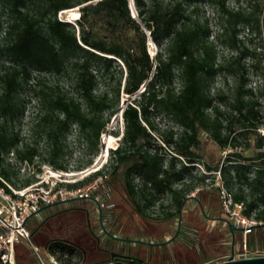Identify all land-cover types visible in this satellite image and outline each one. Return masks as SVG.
<instances>
[{
	"label": "trees",
	"instance_id": "16d2710c",
	"mask_svg": "<svg viewBox=\"0 0 264 264\" xmlns=\"http://www.w3.org/2000/svg\"><path fill=\"white\" fill-rule=\"evenodd\" d=\"M133 3L136 18L131 0H0L1 177L12 182L13 165L7 160L16 158L31 166L43 153V161L66 170L67 138L73 128L97 155L111 118L121 111L120 145L102 168L69 188L101 179L107 190L122 189L140 217L179 218L194 187L177 189L175 181L192 175L194 169L200 172V180L214 181L213 173L220 170L235 201L246 205L245 215L264 224L260 104L253 90L246 88L245 74L232 99L211 94L216 73L236 74L237 70L233 64H218L209 30L198 12L202 3L218 6L223 35L231 33L229 44L239 51L234 63L243 72L241 61L247 56L254 58V70L264 72V52L241 48L237 39L241 29L261 33L262 16L226 8L224 0ZM75 7L80 13L75 24L58 18L59 12ZM258 11L262 14L263 6ZM149 39L159 48L154 57L148 51ZM46 75L65 83L48 82ZM124 95L129 101L123 107ZM30 100L37 114L30 126L31 139H27L21 125ZM218 102L224 103V110ZM153 114L168 118L179 130L161 131ZM200 165L205 172L199 170ZM31 184L26 180L24 187ZM165 195L171 196L176 211L151 218L147 209ZM46 246L60 251L68 264H86V252L68 240L50 239ZM17 255L19 264V251ZM33 259L29 257L28 264H34Z\"/></svg>",
	"mask_w": 264,
	"mask_h": 264
},
{
	"label": "rangeland",
	"instance_id": "374dc122",
	"mask_svg": "<svg viewBox=\"0 0 264 264\" xmlns=\"http://www.w3.org/2000/svg\"><path fill=\"white\" fill-rule=\"evenodd\" d=\"M224 3L226 8L231 10L254 11L264 20V0H224ZM262 6L263 13L260 14L258 8ZM75 13H79V7L59 12L58 18L75 24L80 17V13L78 17L74 15ZM198 13L200 22L209 30V40L213 42L218 64L225 66L233 64L237 70L236 74L227 70L216 73L211 79V94L232 99L240 77L245 74L248 79L246 88L253 90L255 99L260 104L259 109L263 115L264 124V94L260 95V92L264 93V72L261 70L257 72L253 69L252 63L255 60L252 56H247L241 61V66L246 68L245 72L234 63V58L239 55V51L229 44L231 33L223 35V29L219 23L218 6L202 3ZM263 25L261 24V33L251 28L241 29L237 35V39L241 41L240 47L245 46L251 51L256 49L258 53L264 52ZM158 50L159 48L149 39L148 51L151 56L154 57ZM46 78L48 82L60 80L62 84L65 83L64 80L55 76L46 75ZM175 88L177 90L181 88L180 81L175 82ZM127 101L129 98L124 95L121 106L124 107ZM218 105L222 110L225 109L223 102H218ZM36 114L35 102L30 100L26 103L21 125V134L27 139H31L30 126ZM152 120L161 131L168 128L179 130L177 125L161 115L153 114ZM123 132L124 122L120 111L111 118L106 132L101 137L99 152L94 155L93 151L78 138L73 128L67 138L66 170H56L43 161L46 156L44 153L43 156L37 157L31 166L22 165L16 158H12L7 160L13 165L12 182L8 181V183L14 188H24L26 180L35 183L40 178L54 177L61 182L63 187H68L69 184L84 180L106 164L111 151L120 145ZM44 144L43 141L40 142L43 149ZM165 148L170 153V149ZM226 153L227 151L223 152V156ZM89 160H92V164L87 165ZM200 167L203 166H199L201 171ZM97 180V186L91 198L71 199L49 207L30 218L27 229L32 236L34 246L43 251L50 239H65L83 249L87 254L86 264H91L101 259V254L97 251V243L90 229L102 237L104 226L109 232L124 237L120 241L111 240L112 244L125 245L135 253L143 251L147 259L146 264H200L205 260L216 258L217 261H221L230 254L229 231L220 227L221 223L225 222L226 216L221 207L219 194L214 187H211V179L200 180L198 170L194 169L192 175H185L182 180L175 181L177 189L187 190L189 187H194V190L188 194L189 199L186 200L179 218L160 220L140 217L127 201L122 189L107 190L101 186V179ZM232 191H236L235 187ZM171 199L170 195L159 198L152 207L147 209L146 213L151 218H163L167 213L175 212L176 208L172 205ZM85 212H88L89 218ZM180 228L181 236L187 234L190 237L188 241L183 242L178 238ZM237 236V243H239L242 240L241 234L238 233ZM249 246L250 253L264 255V239L261 242L258 241L253 249ZM242 251L243 247L237 254ZM19 256L21 257L19 264H28L29 257L34 258V264H38L28 246L19 248Z\"/></svg>",
	"mask_w": 264,
	"mask_h": 264
},
{
	"label": "built area",
	"instance_id": "2783aa9c",
	"mask_svg": "<svg viewBox=\"0 0 264 264\" xmlns=\"http://www.w3.org/2000/svg\"><path fill=\"white\" fill-rule=\"evenodd\" d=\"M258 133L264 137V124L258 128ZM200 169L205 172L203 167ZM213 174L215 179L211 181V187L218 191L226 221L243 232V251L234 254V258H251L255 254L248 250L246 236L258 225V221L254 216L245 215L246 205L235 201L224 184L221 171ZM97 182L82 188H69L63 187L56 178L48 177L40 178L24 188H14L0 176V264H18L17 254L21 246H28L32 250L38 264H68L60 256V251L47 246L41 251L34 246L27 229L28 221L45 206L71 199L91 198Z\"/></svg>",
	"mask_w": 264,
	"mask_h": 264
},
{
	"label": "flooded vegetation",
	"instance_id": "af4514ba",
	"mask_svg": "<svg viewBox=\"0 0 264 264\" xmlns=\"http://www.w3.org/2000/svg\"><path fill=\"white\" fill-rule=\"evenodd\" d=\"M86 213V212H85ZM87 218H89L88 212L86 213ZM47 219V218H46ZM89 220V219H88ZM102 225V222H101ZM225 228L229 231L230 236L234 241L237 240V234H241V238L243 236V232L241 230H237L234 233L230 232L229 225H225ZM104 233L101 237L96 234L92 229H90V233L97 241V251L101 254V259L98 261L105 262L104 264H146V260L142 251L133 252L128 249L125 245H115L111 243V240L120 241L123 240L124 237L111 233L103 227ZM181 228L178 232V238L184 240L186 239V235L181 236ZM185 234V233H184ZM95 263V262H93Z\"/></svg>",
	"mask_w": 264,
	"mask_h": 264
},
{
	"label": "crops",
	"instance_id": "0c3cea01",
	"mask_svg": "<svg viewBox=\"0 0 264 264\" xmlns=\"http://www.w3.org/2000/svg\"><path fill=\"white\" fill-rule=\"evenodd\" d=\"M263 224V223H260ZM225 225H228V222L225 220V222L221 223V228L226 229ZM264 227H254L250 233L247 234V245H250L249 247H251V249L254 248V246L257 245L258 243V238L260 237H264ZM186 234V233H185ZM230 235V233H229ZM231 237V236H230ZM190 237L187 236L186 234V239L182 240L183 242L188 241ZM242 240H240L239 243H237V240L234 241V239L231 238V243L229 245L230 247V254L225 258L227 259L228 257H230L232 255V253H234L235 255L237 254V252L242 250V245H243V239L244 236H242L241 238ZM143 254V251H142ZM144 255V254H143ZM258 256H264V255H257L255 254L253 257H258ZM145 258V257H144ZM217 259V258H216ZM216 259L213 260H205L204 262L200 263V264H219L225 261V259H222L221 261H217ZM145 260L147 261V259L145 258Z\"/></svg>",
	"mask_w": 264,
	"mask_h": 264
},
{
	"label": "water",
	"instance_id": "95a60500",
	"mask_svg": "<svg viewBox=\"0 0 264 264\" xmlns=\"http://www.w3.org/2000/svg\"><path fill=\"white\" fill-rule=\"evenodd\" d=\"M131 10H132V14L133 17L136 18L137 17V12L136 9L134 7V3L133 0H131ZM69 200L66 201H62V202H67ZM62 202H57L55 204H52L50 206H45L43 207L40 211H38L35 215L41 213L42 211H44L45 209H48L49 207H52L56 204H60ZM229 225V229L231 233H234L237 230H240L239 228H237L235 225L228 223ZM255 227H264V224H259L256 225ZM219 264H264V256H258V257H251V258H241V259H236L234 258V253H232V255L230 257H228V259L222 263Z\"/></svg>",
	"mask_w": 264,
	"mask_h": 264
},
{
	"label": "bare ground",
	"instance_id": "6f19581e",
	"mask_svg": "<svg viewBox=\"0 0 264 264\" xmlns=\"http://www.w3.org/2000/svg\"><path fill=\"white\" fill-rule=\"evenodd\" d=\"M74 15L78 17V16H79V13H75ZM113 140H114V139H113ZM106 142H107V141H106Z\"/></svg>",
	"mask_w": 264,
	"mask_h": 264
}]
</instances>
